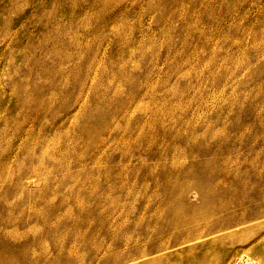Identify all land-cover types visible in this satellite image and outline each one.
Masks as SVG:
<instances>
[{"label": "rangeland", "instance_id": "obj_1", "mask_svg": "<svg viewBox=\"0 0 264 264\" xmlns=\"http://www.w3.org/2000/svg\"><path fill=\"white\" fill-rule=\"evenodd\" d=\"M0 264H264V0H0Z\"/></svg>", "mask_w": 264, "mask_h": 264}, {"label": "bare ground", "instance_id": "obj_2", "mask_svg": "<svg viewBox=\"0 0 264 264\" xmlns=\"http://www.w3.org/2000/svg\"><path fill=\"white\" fill-rule=\"evenodd\" d=\"M201 212H202L201 209H198V207L195 208V210L192 212L191 215L185 216L183 213L178 212L177 219L179 220L180 224L192 222V221H195L200 216Z\"/></svg>", "mask_w": 264, "mask_h": 264}]
</instances>
